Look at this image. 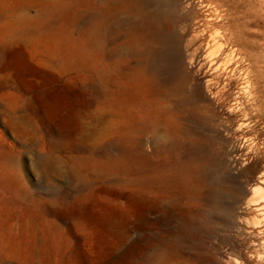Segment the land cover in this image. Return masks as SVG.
Listing matches in <instances>:
<instances>
[{"label":"rangeland","instance_id":"rangeland-1","mask_svg":"<svg viewBox=\"0 0 264 264\" xmlns=\"http://www.w3.org/2000/svg\"><path fill=\"white\" fill-rule=\"evenodd\" d=\"M0 264H264V0H0Z\"/></svg>","mask_w":264,"mask_h":264},{"label":"bare ground","instance_id":"bare-ground-1","mask_svg":"<svg viewBox=\"0 0 264 264\" xmlns=\"http://www.w3.org/2000/svg\"><path fill=\"white\" fill-rule=\"evenodd\" d=\"M194 2V1H193ZM207 4V3H206ZM211 5V4H210ZM193 6V5H192ZM210 11V10H209ZM211 14V12H210ZM219 17V16H218ZM202 18V17H201ZM205 18V17H204ZM21 19V18H19ZM148 21V20H147ZM197 21V20H196ZM206 20H204L205 22ZM141 25V24H140ZM206 25V24H205ZM139 26V25H138ZM18 27V26H17ZM141 30V29H140ZM211 31V30H209ZM208 31V32H209ZM213 31V30H212ZM214 32V31H213ZM90 33V32H89ZM142 34V33H141ZM208 34V33H207ZM144 36V35H143ZM211 38V48L212 47H215L217 44H218V40L216 39V36H213L211 34L210 36ZM196 43V42H195ZM206 43V42H205ZM223 44V43H222ZM210 45V44H209ZM233 51V50H232ZM228 53V52H227ZM109 57H110V54H109ZM113 65H114V62L111 61V60H107V57H105V60L103 62V67H102V74H103V77L107 78L109 75H112V70H113ZM222 68V67H221ZM220 68V69H221ZM211 71V70H210ZM33 241V240H32ZM32 248V247H31ZM30 250V249H29ZM31 251V250H30ZM34 255V254H33ZM22 256V255H21ZM35 256V255H34Z\"/></svg>","mask_w":264,"mask_h":264}]
</instances>
